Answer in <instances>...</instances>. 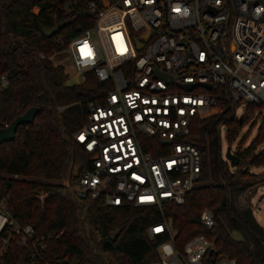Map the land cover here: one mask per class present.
<instances>
[{
	"label": "built area",
	"instance_id": "obj_1",
	"mask_svg": "<svg viewBox=\"0 0 264 264\" xmlns=\"http://www.w3.org/2000/svg\"><path fill=\"white\" fill-rule=\"evenodd\" d=\"M87 8L92 25L69 38L58 35L50 57L64 54L67 80L77 77L80 84L91 71L101 85L73 133L88 154L87 166L65 184L79 203L101 199L163 212L168 203L181 204L199 178L200 150L186 140L191 120L215 112L221 96L233 106H264V0H87ZM185 84L193 87L186 90ZM6 85L7 75L0 74V90ZM142 138L150 140V150ZM197 221L210 229L213 211L203 208ZM146 233L166 236L152 264H236L217 255L202 233L177 248L167 218ZM57 236L36 235L0 201V264L11 244L41 260Z\"/></svg>",
	"mask_w": 264,
	"mask_h": 264
},
{
	"label": "trees",
	"instance_id": "obj_2",
	"mask_svg": "<svg viewBox=\"0 0 264 264\" xmlns=\"http://www.w3.org/2000/svg\"><path fill=\"white\" fill-rule=\"evenodd\" d=\"M93 20L87 0H0V74L7 75L0 90V129L29 107L41 108L31 124L18 126L15 137L0 144V201L17 222L31 224L36 235L58 233L41 260L28 258L23 246L11 244L2 263L152 264L156 246L166 236L148 237L146 232L167 218L177 248L202 233L217 255L234 258L236 264H264V228L240 202L252 184L249 167L264 166V151H256L264 141V124L248 146L233 152L237 164L223 156L220 140L223 127L230 148L258 104L246 103L237 118L234 106L221 96L215 112L191 120L186 140L199 148L202 162L199 178L181 204L168 203L159 212L73 198L65 183L88 163L73 133L82 123L84 104L98 98L101 85L89 71L82 83L66 86L64 65L50 57L59 47L58 35L74 36ZM54 25H59L56 31L45 35ZM211 91L225 93L214 87ZM203 208L214 213L210 229L197 221ZM65 258L67 263H59Z\"/></svg>",
	"mask_w": 264,
	"mask_h": 264
},
{
	"label": "rangeland",
	"instance_id": "obj_3",
	"mask_svg": "<svg viewBox=\"0 0 264 264\" xmlns=\"http://www.w3.org/2000/svg\"><path fill=\"white\" fill-rule=\"evenodd\" d=\"M36 10V9H35ZM54 62L58 61L61 62L66 72L70 71V63L65 58L64 54L57 55L54 58ZM202 92H206L205 90H201ZM245 104L240 101L234 102L235 108V117H240ZM251 117L246 125H244L240 129L239 136L236 138L235 142L232 143L230 146V151L235 152L238 148L246 147L250 144V142L255 138L258 127L261 124H264V106L258 104L255 109H252V113L250 114ZM220 140H221V148L222 154L224 156L226 149L228 147L225 137H224V128H221L220 131ZM144 143L146 142L147 145L152 146V143L149 139L145 141L142 138ZM240 146V147H239ZM256 151H264V141L256 145ZM249 170L252 172L251 182L252 184L247 188V190L242 194L240 202L242 206H248L252 209L253 213L255 214L258 222L264 228V166L259 168L249 167ZM71 182L72 180H68ZM66 181V182H68ZM235 237H239L235 234Z\"/></svg>",
	"mask_w": 264,
	"mask_h": 264
},
{
	"label": "water",
	"instance_id": "obj_4",
	"mask_svg": "<svg viewBox=\"0 0 264 264\" xmlns=\"http://www.w3.org/2000/svg\"><path fill=\"white\" fill-rule=\"evenodd\" d=\"M59 25H54L53 27L44 30L45 35H52ZM78 83V78L73 77L70 80L65 82L66 86H72ZM206 88L210 87V84H202ZM182 87L186 90L191 89L193 86L191 84L182 85ZM41 111V108L38 106L29 107L24 113L14 118L7 127H3L0 129V144L6 141H10L15 137L16 130L18 126L31 124L35 118V116ZM163 142L169 143L170 140L164 139ZM225 158L229 160L233 164H237L238 158L236 155L230 151V148L227 147L226 152L224 154Z\"/></svg>",
	"mask_w": 264,
	"mask_h": 264
},
{
	"label": "snow or ice",
	"instance_id": "obj_5",
	"mask_svg": "<svg viewBox=\"0 0 264 264\" xmlns=\"http://www.w3.org/2000/svg\"><path fill=\"white\" fill-rule=\"evenodd\" d=\"M177 11H179V9H176ZM82 51H83V49H82ZM88 54H90V53H88ZM81 139H83V137H81ZM148 199H151V197H148ZM157 231H159V229H157Z\"/></svg>",
	"mask_w": 264,
	"mask_h": 264
},
{
	"label": "clouds",
	"instance_id": "obj_6",
	"mask_svg": "<svg viewBox=\"0 0 264 264\" xmlns=\"http://www.w3.org/2000/svg\"><path fill=\"white\" fill-rule=\"evenodd\" d=\"M185 14H187V10H185Z\"/></svg>",
	"mask_w": 264,
	"mask_h": 264
}]
</instances>
